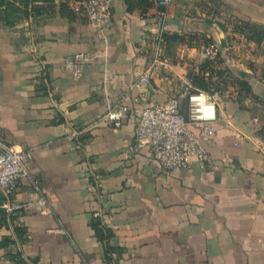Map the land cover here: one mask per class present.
<instances>
[{
	"label": "crops",
	"instance_id": "0c3cea01",
	"mask_svg": "<svg viewBox=\"0 0 264 264\" xmlns=\"http://www.w3.org/2000/svg\"><path fill=\"white\" fill-rule=\"evenodd\" d=\"M77 1L54 0L53 13L14 28L0 23V138L34 151L16 195L21 212L10 227L0 213V264H13L8 254L18 251L42 264H107L95 218L113 230L110 242L123 251L117 264H264V42L231 24L264 27V0H173L146 14L111 0L103 31L73 12ZM157 34L184 41L166 42L168 64L142 84ZM209 43L219 51L213 68L229 73L208 143L221 170L192 159L167 172L150 148L136 146L132 120L120 129L98 123L121 103L176 98L187 110L184 84L200 73ZM80 52L92 62L77 79L64 62ZM16 226L30 240L3 247Z\"/></svg>",
	"mask_w": 264,
	"mask_h": 264
},
{
	"label": "built area",
	"instance_id": "2783aa9c",
	"mask_svg": "<svg viewBox=\"0 0 264 264\" xmlns=\"http://www.w3.org/2000/svg\"><path fill=\"white\" fill-rule=\"evenodd\" d=\"M110 2L111 0H79L74 3L72 10L78 15H85L92 25L103 31L112 22ZM172 2L173 0H158L157 4L168 7ZM165 44L162 34H157L151 40L152 63L149 73L141 79L142 84H149L152 70L168 64ZM204 53L206 59L217 61L219 51L216 44H207ZM91 62L89 53L80 52L68 56L64 63L70 74L78 79L90 67ZM184 94L188 101L187 115L181 110L180 100L171 98L162 104L142 107L124 103L112 105L99 117L98 123L120 129L128 119L132 120L135 124L136 146L150 148L155 160L167 172L190 167L192 159L221 170L223 166L214 162L208 151V143L214 138L219 120L218 99L209 91L196 89L191 78L184 84ZM33 160L32 149H17L0 138V193L4 196L1 209L9 217L22 210L16 195L21 181L31 177L30 166Z\"/></svg>",
	"mask_w": 264,
	"mask_h": 264
},
{
	"label": "trees",
	"instance_id": "16d2710c",
	"mask_svg": "<svg viewBox=\"0 0 264 264\" xmlns=\"http://www.w3.org/2000/svg\"><path fill=\"white\" fill-rule=\"evenodd\" d=\"M158 0H125L127 5V10L130 12L141 11L146 14L151 7L157 4ZM63 7L68 8L66 4ZM162 9V7H159ZM54 0H0V23L7 28H14L20 22L29 20L31 17H37L42 14L53 13ZM231 24L236 33H240L246 37V39L251 43H256L257 45H262L264 42V27L251 24L248 22H243L239 20H232ZM165 41L168 42L171 39H180L184 41V38L176 35L174 37H169L164 35ZM202 66L199 74H191L189 78L192 79L193 85L196 89L201 91H209L213 94L221 92L223 87H227L228 71L220 70L216 71L213 68L214 61L208 60ZM225 78V79H224ZM241 88L251 93V86L247 82H240ZM254 99H259L252 94ZM187 100V99H186ZM188 109V101L186 102ZM187 115V110L182 111ZM259 135L264 138V127L259 130ZM4 201L0 202V213L2 216V224L6 227H10V223L14 222L19 213L9 217L6 212L1 209V205ZM93 228L95 230L96 237L101 242L104 247L105 260L107 264H117L119 257L122 254V249L115 247L110 241L114 238V233L111 228L105 225L101 218H95L93 223ZM15 236L7 237L2 242V246L8 248L12 245H25L30 240L29 231L25 227L16 226L14 228ZM9 259L13 264H42L39 259L29 260L26 259L20 251L16 253H9Z\"/></svg>",
	"mask_w": 264,
	"mask_h": 264
}]
</instances>
